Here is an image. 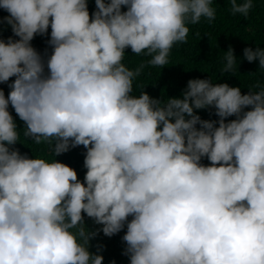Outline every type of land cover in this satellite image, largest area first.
<instances>
[{"label": "clouds", "instance_id": "clouds-1", "mask_svg": "<svg viewBox=\"0 0 264 264\" xmlns=\"http://www.w3.org/2000/svg\"><path fill=\"white\" fill-rule=\"evenodd\" d=\"M88 3L0 0V84L10 89L0 88V264H102L85 215L107 237L126 224L130 264H264V87L242 94L189 79L165 104L134 95L143 65L122 62L130 48L168 64L188 25L215 20L214 0H94L91 15ZM230 4L233 15L253 8ZM5 24L18 39L2 38ZM49 28L45 73L31 41ZM225 53L223 72L235 74L234 51ZM243 57L264 70V49ZM9 105L23 135L55 157L86 149L83 182L65 163L12 147L20 132ZM208 108L218 120L194 113Z\"/></svg>", "mask_w": 264, "mask_h": 264}, {"label": "trees", "instance_id": "trees-1", "mask_svg": "<svg viewBox=\"0 0 264 264\" xmlns=\"http://www.w3.org/2000/svg\"><path fill=\"white\" fill-rule=\"evenodd\" d=\"M216 9V18L212 22L202 19L197 25H188L190 28L187 43H178L173 46L168 57V64L162 68L148 64L151 59L145 55L132 54L131 49H125V58L122 61L130 70L143 68L140 75L134 78V95H139L141 91L147 92L150 97L167 103L169 98H180L186 88L189 79H209L213 83H227L232 87H239L241 93L248 91H259L257 84L264 87V70L259 69L258 61L249 63L243 57V49L260 47L264 49V0H253V8L247 17L241 14L233 15L230 11V0H214L212 5ZM88 10L91 15L95 11L94 0H89ZM126 10L122 6V11ZM8 13L0 10V16H7ZM2 38L8 37L18 39L13 36L11 28L6 24L3 26ZM48 35H36L31 41V45L41 55L45 61V73H47L46 60L51 55L52 48L47 43ZM231 47L237 58L235 74L224 73L225 55ZM10 78L8 83H11ZM7 97L10 91L8 84H0ZM17 124V131L20 132L18 142L12 146L18 149L22 155L28 158L42 157L49 161L57 160L65 163L77 172L78 179L83 182L86 169L83 166L86 149L83 146L71 148L68 152L59 156H54L47 143L35 144L30 138L23 135L24 122L15 114L11 105L8 108ZM245 111L249 110L247 108ZM194 113L201 119L218 120L214 108L195 110ZM236 117H228L227 120ZM218 126V125H216ZM199 128V125H197ZM201 163L208 165L209 161L202 158ZM132 217H128L130 221ZM85 227L89 231L97 232V235L89 242V251L93 254L103 256L102 264H130L129 258L124 254L126 248L122 240L127 228L125 227L112 237L104 236L100 229L102 225L95 224L91 218L84 216Z\"/></svg>", "mask_w": 264, "mask_h": 264}]
</instances>
